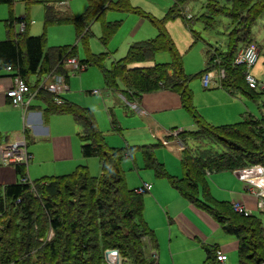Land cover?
Wrapping results in <instances>:
<instances>
[{
    "label": "trees",
    "instance_id": "trees-1",
    "mask_svg": "<svg viewBox=\"0 0 264 264\" xmlns=\"http://www.w3.org/2000/svg\"><path fill=\"white\" fill-rule=\"evenodd\" d=\"M185 1L175 0L163 20L150 18L157 32L156 37L132 45L126 56L109 69L103 67L107 55L91 54L84 61H79L85 67H99L106 88L117 90L121 85L123 89L119 91L126 94L129 100L133 99V94L141 97L144 93L155 92L160 84L172 88L179 95L182 107L197 126L196 132L188 134L189 139L200 147L214 144L220 150L217 153L213 149L197 147L204 153L194 156L188 148L191 160L182 158L183 177L179 180L169 177L164 166L157 161L154 155L156 145L120 150L110 148L104 143L103 134L98 130L91 111L69 106L65 101L56 105L54 95L37 90V84L31 88V76L46 77L55 73L68 79L69 70L65 65L69 58L77 57L76 47L46 50L45 36L28 35L31 21L26 16L20 19L11 17L5 23L9 30L23 21L25 30L0 42V71L10 68L14 72L13 77L19 76L31 91H37L38 98L44 99L51 107L53 105L51 114H68L74 118L83 129L81 140L85 144L82 155L85 158L97 157L101 174L99 179H91L87 169L80 168L71 175L43 178L30 184L23 182L27 178V166H15L17 183L0 188V264H107L104 253L110 249H117L126 264H157L156 238L143 218V195L137 194L136 189L126 188L120 170L122 161L135 151L141 153L144 167L153 171L156 178L168 180L186 201L211 216L227 235L235 237L239 264L264 263L262 221L257 216L234 212L231 204L215 203L207 183L208 175L213 173L232 172L250 165L261 164L260 167H264L261 160L260 164H256L244 155V149L251 154V147L258 141H262L264 146L263 131L255 133V130L264 129V123L249 119L235 126L216 128L197 114L193 93L188 86L190 79L184 73L182 58L166 28L169 21L181 16L180 6ZM86 2L87 8L78 18L59 14L47 2L44 26L71 23L79 41L87 46L90 25L101 22V42L106 45L120 26L117 22L104 21L106 12L142 15L131 6L130 0ZM13 3L14 0H0V5L11 6ZM204 9L203 16L196 19L203 23L206 30L216 27L217 17L229 20L226 49L221 54L207 50L205 70L195 77H202L211 70H222L224 77L221 85L224 89H237L249 95L254 93L256 90L250 89L245 81V67L234 62L242 48L255 44L252 29L264 14V0H225L224 3L208 0ZM181 18L189 27L191 18L183 15ZM7 33L10 36V32ZM161 52L169 55L170 63L155 62L156 55ZM152 62L151 66H143ZM247 132L254 137L246 135ZM88 210L91 221L86 218ZM203 251V264H219L217 246H203Z\"/></svg>",
    "mask_w": 264,
    "mask_h": 264
},
{
    "label": "crops",
    "instance_id": "crops-1",
    "mask_svg": "<svg viewBox=\"0 0 264 264\" xmlns=\"http://www.w3.org/2000/svg\"><path fill=\"white\" fill-rule=\"evenodd\" d=\"M48 3L50 6H54L52 2ZM68 9L66 2V6L60 9V11L65 15H69ZM156 35L157 32L151 39H154ZM252 45H254L260 53V49L256 42ZM77 61L79 62V60ZM153 64L154 62L143 66L147 67ZM87 68L88 67H85L80 73ZM68 70L69 72L71 71L70 68ZM217 71L218 69L209 72L211 82L216 80V85L211 89L203 87L204 90L201 91L192 87L196 98L195 101H193V106L200 118L208 125L216 128L235 126L249 119H253V121L258 123H264V103L260 98L261 92L255 91L249 95L237 89L226 90L222 87L221 80L215 75ZM13 75L14 72L8 69L0 71V147H6L9 144L25 138L27 150L30 155L31 173L34 175V178H36L35 180L67 176L73 174L80 168H86L81 165L84 164L83 159L85 158L82 155V127L80 126L81 131L78 132L79 125L71 115L51 114L50 110L54 109L53 105L51 107L41 97L38 98L36 96V98L31 101L26 113H23L20 108L13 107L10 100L6 97V92L14 86V79L16 76L13 77ZM47 83L48 85H46ZM35 84H37V90H43L46 93L54 95L55 100L59 99L61 103L65 101L69 106H77L91 112H97L98 109L94 107L103 106L101 110H105L108 113L109 109L105 103L102 105L97 99L71 93L70 77L67 79L53 73L51 76H46L44 78V84ZM35 84H31V88H33ZM58 85L62 87L61 92L55 91ZM112 91L117 92L116 94L119 95V99L124 104L125 108H128L129 111L135 115L130 119L135 123L130 129L139 131V134H137L139 136L133 137L135 141H133L134 143L132 144H135V146L156 145L157 147L154 151V155L157 161L164 166L167 175L176 180L181 179L183 177L181 168L183 153L186 151V143L191 141L186 135L196 132L197 126L192 117L182 107L179 95L174 91L161 89L157 92L144 93L135 101L124 97L121 95L123 93L120 91L114 89ZM89 93L91 96L93 95L95 97L101 95L97 90ZM192 95L194 99V94ZM104 97H101L103 101H105ZM34 101H36V103ZM108 101H110V99H108ZM109 113L112 116L111 111ZM125 114L123 117L126 118L127 116ZM111 116L109 115V119L113 128L121 132V127L119 128L116 126V122ZM137 117L139 119H137ZM95 123L98 130L104 134V131H101L102 129L96 120ZM172 130H181L182 136L179 138L168 137ZM104 135L106 136V134ZM115 144L118 146L120 143L119 141H115ZM31 145L32 148L30 147ZM48 166L51 167L47 169ZM56 171H61L63 173L54 175ZM180 172L182 175L179 177ZM233 172L234 171H226L208 175V179L217 175L215 178L220 182L231 181L224 176L222 177V174H226L227 177H231L232 180L236 182H232L231 185L234 192L227 193V198H229L228 201L214 196V202L228 204L240 203L251 213L256 211V196L248 191L249 187L247 184L236 179ZM13 173L16 175L13 167L11 169H0V180L4 182V184H10V182L5 183L8 179L14 182ZM27 178L30 179L29 170H27ZM239 182L242 183V186ZM142 183L138 186L142 187L144 184H147ZM149 184L151 185L152 182ZM138 186L137 188H139ZM151 187L153 192L155 186L152 184ZM169 187H171V185ZM169 189L172 191L169 192L170 198L176 203V208L170 207V211L173 212L171 216L169 209L163 210L160 205L161 202L156 201L155 197L152 198L150 194V197L148 196L144 203V222L153 233H156L157 237L155 236V238L159 240L161 251L165 253L164 256L163 253H161V257L159 258L157 252L156 263L197 264L195 262H199V250L203 251V246L215 245L223 255L224 264H229V257L233 254L237 255V260L235 259L232 261V264H239L237 253L238 242L235 237L227 235L211 216L192 206L173 187ZM220 194L222 195L223 192L221 191ZM155 196L158 199L163 198V187H159V189L155 191ZM152 200H154L156 204H152ZM147 203L151 204L149 205L150 207H156L151 208L153 211H150L148 216H146L147 207L145 205ZM165 218H167V224L164 223ZM164 224L165 226H163ZM162 228H166L167 236H165ZM217 229H221L230 239L224 238L216 241L214 235L217 233ZM159 231L161 232L160 235L158 234ZM207 231L212 234H208ZM186 251L189 253L187 254ZM195 255L197 256L196 259ZM203 255L204 259L203 257L201 259L202 264L205 260L204 251ZM159 259L161 262H159ZM201 263L199 262V264Z\"/></svg>",
    "mask_w": 264,
    "mask_h": 264
},
{
    "label": "rangeland",
    "instance_id": "rangeland-1",
    "mask_svg": "<svg viewBox=\"0 0 264 264\" xmlns=\"http://www.w3.org/2000/svg\"><path fill=\"white\" fill-rule=\"evenodd\" d=\"M59 1L67 2V7L69 8L68 9L69 15L73 18H78L79 16H81L84 13L85 9L87 8L86 0H32L30 2L29 0H14V3L11 6L0 5V42L13 38V36L17 35L20 31V24H16L14 28L7 30L5 23L11 17L15 19H20L26 16L31 21L29 30L27 31L28 35L30 37L45 36L44 38H45L46 50L49 49L51 51L53 48H59V47H76L77 57L75 58L79 61H84L91 54L95 56L107 55V58L103 63L104 69L107 70L110 68L113 62L119 61L126 56L127 50L132 44L134 45L142 41H147L152 37H154V35L156 34V30L153 27L150 18L154 20L155 19L163 20L166 17L169 9L172 8L175 3V0H130L131 6L135 10L139 11L142 15H139L137 13H119L115 11L106 12V14L103 17L104 21L109 23L117 22L120 24L116 33L112 36V38L108 41L106 45H103L101 42V36H102L101 22H93L89 27L90 35L88 39V44L87 46H84L79 41V38L76 35L75 28L71 23H54L49 27L44 26L45 4L47 2H52L54 4L53 9L59 14H63V12H61L60 9L57 7ZM219 2L224 3L225 0H219ZM206 3L207 0H186L180 6L179 11L181 12V16L183 15L186 18H191L189 22V27L186 26L181 16L177 17L174 20L169 21L166 24L168 35L170 36L171 40L173 41L176 49L178 50L182 58L184 73L190 79L188 86L189 89L194 94L193 101H195L196 98L192 87H195L197 90H201V91L204 90L201 83V75L199 77H195V75L205 70V64H206L205 51L210 50L211 52L214 53L218 52L221 54L226 49V41H227L226 29L229 25V20L223 16L217 17L215 18L217 22L216 27L210 30H206L204 28L203 23L199 19L198 20L196 19L203 16L205 12L204 7ZM8 31L10 32V36H8L7 33ZM252 31H253L252 38L259 47L260 53L257 63L250 70H248V73L257 82H259L260 85H264V14L255 23ZM154 60L158 64L170 63L169 55L163 52L157 54ZM79 73L80 71L69 72L71 93L88 96L91 99H97L102 105L103 103H105L107 108L109 109L107 113L105 110H101L103 106L102 107L96 106L94 108L98 109L97 112L92 111L94 119L98 122L100 128L102 129L101 131H104V134H106V136L103 134L104 143L108 147L118 150L129 147H135V144H132L134 143L133 141H135L133 137L135 138V136H139L137 135L139 134L138 133L139 131L130 129V127H132L135 124L130 119H132L135 115L132 114L128 108H125L124 104L119 99V95L116 94L117 92H114L106 88L99 67L90 66L82 73L80 74ZM44 78L45 76L43 77L31 76L29 79L31 84L39 83L40 85V84H44ZM46 85H48V83ZM215 85H216V80L212 81L208 88L211 89ZM158 88L155 90V92L161 89H168L173 91L172 88L170 89L162 84H160V88L159 89ZM121 89H123V87L120 85L117 91ZM94 90L99 91L101 95H98L96 97L93 95L91 96L89 92ZM256 91L261 92L260 98L261 101L264 103V90L258 88L256 89ZM131 93L133 94V92ZM121 95L127 97V95L124 93ZM102 96L103 97L105 96L104 97L105 101H103V98H101ZM132 98H133L132 100L135 101L138 99V97L135 96V94H133ZM108 99H110V101H108ZM36 101L34 102L36 103ZM110 111L112 113V116L109 113ZM124 114L127 116L126 118L123 117ZM109 115L114 118L116 122V126L119 128L121 127V132L113 128L111 121L109 119ZM137 119L139 118L137 117ZM256 129H258V127ZM80 131L81 129L79 126L78 132ZM261 131H263L264 134V129L255 130V133L260 134ZM246 135L250 137L251 136L254 137L249 132H247ZM186 136L189 139L188 135ZM121 138H126V139H121ZM115 141H119L120 144L116 146ZM81 144L84 145L85 142L81 141ZM238 146L240 145L238 144ZM242 146L246 148L245 145H241V147ZM30 147L32 148V145ZM197 147L201 149L202 148L213 149L217 153L220 151L219 147L214 144H209L206 145L205 147L202 146L200 147L198 143H193L191 141H188L186 143V151L183 153V157L184 158L188 157L189 160H191L189 157L188 148L194 156L198 153L200 154L204 153L201 150L199 151ZM1 148L3 147H0V149ZM195 150L198 152H196ZM251 150L252 153L250 154L248 150L244 149V155L247 156L250 160L255 161L256 164H260L261 162H264V146L262 141H258V143H256L254 146L251 147ZM83 160H84V164L81 165L86 167L89 177L91 179H99V176L101 174L99 159L95 157V158H84ZM253 166H261V164L250 165L249 167H253ZM50 167L51 166H48L47 169ZM2 168L11 169L12 167L6 165H0V169ZM27 170L30 171L29 181H34L36 178H34V175H32L31 173L30 161L28 163ZM120 170L124 176L125 186L128 190H134V188H137V186L142 182L147 184L152 182V184L155 186L153 192L152 189L151 190L149 189V192L143 195V203H145L146 198L150 194L152 198L155 197L156 201L161 202L160 205L162 206L163 210L169 209L170 211L171 206L176 208L175 201L172 198H170L169 195V192L172 191H170L171 189H169L171 187H169L170 185L168 180L158 179L155 177L153 171L147 170L144 167L143 158L140 152L135 151L130 157L125 158L120 164ZM60 173L63 172L56 171L54 175ZM181 175L182 174L180 172L179 177ZM216 176L214 175L213 177L208 179L210 197L214 199L213 197L215 196V197H219V199H225V201H228L229 198H227L228 197L227 193L234 192L231 185L232 182L235 181L232 180L231 177H227L226 174H222V177L224 176L225 178L231 181L220 182L219 180H216L215 178ZM13 179L14 182L11 179H8L5 182V183L10 182V184H4V182L0 180V188L7 185L15 184L17 182V176L15 175V173H13ZM155 181L158 183H156ZM240 184L242 186V183ZM159 187L160 188L163 187V191H164V196L163 198L160 199H158L155 196V191H157ZM221 191L223 192L222 195L220 194ZM52 199L53 201H56L55 198ZM152 204H156L154 200H152ZM145 205L147 207L146 216H148V213L150 211H153L151 210V208H156V207L154 206L150 207L149 206L151 205L150 203H147ZM89 210L86 211L87 214L86 218L88 219L90 218L91 221L92 217L89 213ZM169 213L170 216L173 214V212L171 211ZM251 214L253 216H257L262 221L264 228V212H260L256 210ZM164 223L167 224V218H165ZM163 226H165V224ZM162 229L163 232L165 233V236H167L166 228H162ZM42 231L43 228H41V233ZM160 233L161 232L159 231L158 234L160 235ZM207 233L212 234L209 233L208 231ZM154 234L156 236L155 232ZM224 238H228V236H226L221 229H217V233L214 235V239H216V241H219L218 239H224ZM158 241L159 240L156 239L158 246L157 252L160 258L161 253H163V256L165 255V253L161 251L160 243ZM186 252L187 254L189 253L188 251ZM199 254L200 255L198 260L201 263V259L204 256L203 251L199 250ZM196 258L197 256L195 255V259ZM235 259L237 260L236 254L230 255L229 264H232V261H234ZM159 262H161L160 259ZM163 262H164V258H163ZM199 262H195V263L199 264ZM122 263L126 264V260L124 258H122Z\"/></svg>",
    "mask_w": 264,
    "mask_h": 264
},
{
    "label": "built area",
    "instance_id": "built-area-1",
    "mask_svg": "<svg viewBox=\"0 0 264 264\" xmlns=\"http://www.w3.org/2000/svg\"><path fill=\"white\" fill-rule=\"evenodd\" d=\"M66 6V2H59L57 7L62 9ZM25 30V23L20 22V31L19 33ZM259 51L254 45H249L238 53L235 65L245 67V81L250 89H262L264 90V85H260L249 73L250 70L258 61ZM65 67L71 69V71H82L85 66L79 64L76 58H69L66 62ZM11 70L10 68H7ZM215 75L218 79L224 77L223 71L215 72ZM202 86L208 88L211 83V76L209 73H206L201 80ZM55 91H62V87L58 85ZM54 91V92H55ZM97 93V92H93ZM37 96V91H31L28 85L21 79L19 76H16L14 79V86L6 92V97L10 100L11 104L15 108H20L23 113H26L31 101ZM56 104H61L59 99L55 100ZM181 130H173L169 133L168 137L178 138L181 134ZM30 160V155L27 150V144L23 139L16 141L15 143L9 144L6 147L0 149V164L15 167L17 165L28 166ZM234 175L236 179L240 182L247 184L248 191L256 196L257 204L256 210L264 212V167L253 166L246 167L242 169L234 170ZM24 183L29 182L28 178L23 180ZM33 189V186H32ZM151 189L150 184H144L142 187L137 188L135 192L139 195H143ZM232 209L234 212L244 215L252 216L251 212L240 203H232ZM218 262L219 264H224L223 255L218 252ZM104 259L107 264H122L120 254L117 249L106 250L104 253Z\"/></svg>",
    "mask_w": 264,
    "mask_h": 264
}]
</instances>
